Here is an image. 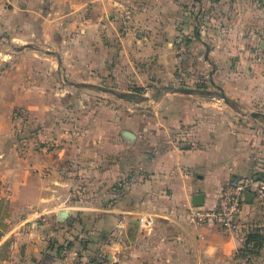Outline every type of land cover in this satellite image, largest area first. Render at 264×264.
Instances as JSON below:
<instances>
[{"label":"crops","instance_id":"1","mask_svg":"<svg viewBox=\"0 0 264 264\" xmlns=\"http://www.w3.org/2000/svg\"><path fill=\"white\" fill-rule=\"evenodd\" d=\"M4 7L17 11L4 18ZM0 9L6 39L16 40L17 26L24 52L52 41L58 68L75 86L95 87L112 76L136 86L153 75L191 79L164 84L145 113L110 110L115 122L106 113L104 123L118 136L134 137H118L108 156L101 143L107 134H100L97 158L88 150L81 161L86 185L95 189L78 200L57 186L43 190L48 176L59 185L69 178L55 169L43 173L41 148L34 149L36 163L30 151L13 162L1 160L0 145V180L18 206L3 219L9 226L0 252H8L0 264H242L249 233L260 245L247 264H264V206L250 194L234 233L188 220L195 195L212 208L229 179L255 178L264 169V0H0ZM72 15L74 23L64 24ZM198 76L208 89L193 87ZM21 191L32 194L22 198ZM38 211L52 216L51 230L35 219L26 224ZM142 216L152 217L150 228L140 227ZM79 228L81 241L72 235Z\"/></svg>","mask_w":264,"mask_h":264},{"label":"rangeland","instance_id":"2","mask_svg":"<svg viewBox=\"0 0 264 264\" xmlns=\"http://www.w3.org/2000/svg\"><path fill=\"white\" fill-rule=\"evenodd\" d=\"M12 11L17 9L4 7L2 16L6 18ZM87 14V7L79 11L81 18L88 16ZM72 21H74L73 15L64 24L74 23ZM79 26L72 27L73 31H71L73 33L79 31ZM49 30V24H44V31ZM14 32H16L14 33L16 40L9 42L6 39L8 35L4 26L0 25V145L3 147L1 160L6 158L7 161L18 162L26 152L30 151L32 155L30 160L36 163L33 152L34 149L41 148L42 152H38L40 156L37 159L42 161L43 173L50 175L55 169L60 177L69 178L64 184L59 185L48 176L42 183L43 190L50 191L52 185L57 186L67 193L71 192L73 200H78L86 189H95V186L86 185L85 180L88 177L84 175L85 169L81 161L88 150L92 151L90 157L97 158L100 134H107L106 140L101 143L104 148L107 147L108 156L114 153L117 138H126L123 135L124 131L118 136L112 125L104 123L106 113L108 112L107 118L111 122H115L116 117L109 112L110 110L126 114L145 113L152 104L148 100L159 95L164 89V84L181 87L180 83L191 82L188 76L181 73L174 75L170 82L168 79L156 78L153 75L151 79L148 78V81L142 83V86L130 83L132 81L119 84L121 82L114 76L111 77L113 80L111 82L108 79L97 80L98 86L95 87L75 86L73 82L76 79L70 78L69 74L58 68L57 61L52 55L57 48L52 41L44 38L39 42L40 45L31 44L24 52V48L17 40V26ZM71 37L72 34L70 41ZM198 80L199 82L193 85L194 88L208 89V85L202 83V78L198 76ZM209 90L214 94L220 93L218 88L211 87ZM135 119L137 123V118ZM53 161L55 165H52ZM0 186L3 187L4 192L0 193L1 235L9 226L8 222L3 221L4 216L8 214L7 211L14 209L12 206L14 207L15 203L13 205L5 194L8 193L7 185L5 187L1 180ZM31 194L32 191L20 193L22 198L30 197ZM17 208L18 206L15 205V209ZM51 218L52 216L43 211L26 224H31L35 219L38 226L51 230L53 225ZM75 232L76 234L72 235L76 240L85 239L81 236L83 230L79 228V230L75 229ZM49 233L44 239L50 243L53 236H48ZM1 251L3 252H0V256L5 255L7 249Z\"/></svg>","mask_w":264,"mask_h":264},{"label":"built area","instance_id":"3","mask_svg":"<svg viewBox=\"0 0 264 264\" xmlns=\"http://www.w3.org/2000/svg\"><path fill=\"white\" fill-rule=\"evenodd\" d=\"M251 195L258 206H264V169L255 178H231L220 190L216 205L212 208L191 207L188 220L193 225H215L220 229L234 233L239 227V215L246 195ZM141 228H150L151 216H142L138 220ZM251 254L243 253L241 263L247 264Z\"/></svg>","mask_w":264,"mask_h":264},{"label":"trees","instance_id":"4","mask_svg":"<svg viewBox=\"0 0 264 264\" xmlns=\"http://www.w3.org/2000/svg\"><path fill=\"white\" fill-rule=\"evenodd\" d=\"M258 235L255 233H249L244 241V246L241 250L242 254H253L255 252V248L260 245V241L257 238ZM258 241V242H257Z\"/></svg>","mask_w":264,"mask_h":264},{"label":"water","instance_id":"5","mask_svg":"<svg viewBox=\"0 0 264 264\" xmlns=\"http://www.w3.org/2000/svg\"><path fill=\"white\" fill-rule=\"evenodd\" d=\"M123 135H124V137H126L127 139H132V138L134 137V136L132 135V133L129 132V131H124V132H123ZM248 196H249V195H246V196H245V199H247ZM192 204H193V206H195V207L201 206V196H200V195H195V196L193 197V199H192Z\"/></svg>","mask_w":264,"mask_h":264}]
</instances>
